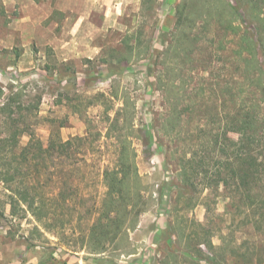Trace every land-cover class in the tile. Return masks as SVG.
Returning a JSON list of instances; mask_svg holds the SVG:
<instances>
[{"label":"rangeland","instance_id":"obj_1","mask_svg":"<svg viewBox=\"0 0 264 264\" xmlns=\"http://www.w3.org/2000/svg\"><path fill=\"white\" fill-rule=\"evenodd\" d=\"M35 1L41 2L42 15L50 14L40 26L22 20L23 8L30 18L38 15L37 10L28 5L20 8L19 4L6 8L0 0L4 9L0 13V86L6 94L11 88L19 93L16 106L38 101L33 112L13 108L11 117L21 120L14 125L31 131L43 147L51 138L72 141L68 155L52 151L54 156L46 159L55 173L42 188L48 191L50 185L52 188L60 182L57 189L63 187L71 194L69 204L54 206L62 218L68 206L70 224L49 231L29 213L18 211L11 216L8 192L0 183V264H77L78 257L86 264H163L170 260L169 254H184L183 244H177L176 233L169 229L175 223L185 233L204 228L215 247L223 243L220 237L224 236L223 249L217 250L218 258L212 262L204 260L211 258L204 245L197 247L202 253L194 259L200 264H224L220 260L230 257L233 246L240 252L248 248L247 254L254 261L237 260L234 264H256L251 244L255 235L238 210L228 206V200L216 198L210 211L202 204L206 192L176 200V161L169 159L167 143L158 142L156 129L163 99L155 87V70L160 69L157 55L170 43L177 20L175 6L180 0H97L93 5L97 11L81 23L79 33L67 36L62 34L65 18L58 12L50 13V4L57 6L54 1ZM78 1L71 7L89 11L90 4ZM228 1L239 9L241 27L253 30L238 0ZM70 14L75 20L76 13ZM50 22L57 26L51 27ZM193 35L198 36L197 54L192 62H183L186 103L203 84L208 92L218 89V77L227 73L225 69L230 72L228 56L237 42L213 23L198 27ZM142 49L147 52L135 59ZM205 66L213 67L212 72H203ZM198 112L196 108L188 112L194 114L195 123ZM14 125L0 122V135H6ZM29 139L28 133L22 134L18 147L26 146ZM121 144L132 155L150 202L129 241L121 242V251L128 246L126 250L140 255L131 257L110 249L104 254H88L81 250L82 238L88 234L106 191L102 172L113 165Z\"/></svg>","mask_w":264,"mask_h":264},{"label":"trees","instance_id":"obj_2","mask_svg":"<svg viewBox=\"0 0 264 264\" xmlns=\"http://www.w3.org/2000/svg\"><path fill=\"white\" fill-rule=\"evenodd\" d=\"M238 3L253 30L241 27L239 9L228 0H180L176 4L177 20L170 32V43L157 55L160 69L155 70V87L161 93L163 111L156 134L160 145L167 143L169 159L176 161V200L206 192L202 201L206 211H210L216 198L222 196L228 200V206L238 210L248 230L255 235L251 244L256 264H264V0H238ZM0 13H4L1 4ZM212 23L237 39L235 49L228 56L232 67L230 72L225 69L227 73L218 77L217 90L208 92L203 84L190 103H186L188 85L183 62H192L197 54L198 36L194 32ZM145 52L147 49L138 50L135 59ZM212 69L205 66L202 71L211 73ZM18 95L12 88L6 94L0 86V122L11 121L14 125L21 121L11 117L15 113L13 108L23 112L37 110L36 100L16 106ZM114 96L117 98L118 93ZM124 103L127 104L126 98ZM192 108L199 111L196 123L194 114H190ZM24 133L30 139L26 146L19 148V137ZM5 134L0 135V183L8 192L10 215L18 211L29 213L49 231L70 224L68 206L63 218L54 206L69 204L71 194L63 191V187L57 189L60 182L52 188L50 185L48 191L42 188L52 181L50 177L55 173L50 171L46 159L54 156L52 151L68 155L72 141L51 138L43 147L31 131L17 125ZM129 153L121 144L113 165L102 172L106 191L97 216L81 242V250L88 254H104L109 249L121 255L134 254L126 250L128 246L121 251V242L129 241V234L138 227L139 217L148 210L150 202L143 193L141 177ZM70 188L69 185L67 190ZM169 229L176 233L177 244H183L184 254L181 257L169 254L170 260L163 264H182V261L200 264L194 259L202 253L197 249L200 245L211 254V258L204 259L208 263L218 258L217 250L223 249V235L220 237L223 243L215 247L204 228L200 232L185 233L175 223ZM237 249L231 247L230 257L220 261L224 264L228 261L234 264L237 260L254 262L247 254L248 248L246 252Z\"/></svg>","mask_w":264,"mask_h":264},{"label":"crops","instance_id":"obj_3","mask_svg":"<svg viewBox=\"0 0 264 264\" xmlns=\"http://www.w3.org/2000/svg\"><path fill=\"white\" fill-rule=\"evenodd\" d=\"M42 1H46V0H42ZM53 1L57 6H55V5L52 6V3H51L50 8H49L50 13H53V12L57 13L58 12L61 14V16H63V18H65V21L63 20L61 22V25L63 26V29H64L62 31V34L66 35V36L68 34H73V35L78 34L80 31L79 29H80L81 23L83 21L88 20L90 17V14L92 12L97 11L96 8H93L94 3L98 2L97 0H81L82 4H90L91 5V8H89V11L86 10L85 7L84 8L71 7V5H73L74 3H77L78 0H53ZM78 2H80V1H78ZM14 4L15 5L19 4L20 8L21 7L23 8L25 5H28L31 8L37 10L38 15L34 18H30L29 16L26 15V13L24 12V8H23L22 9L23 11H21L22 15H23V18H22L23 22H25V20L28 19L27 21H29L31 23L33 22L34 25L37 24L38 26H40V24L44 20V18L46 20H48L50 18V14H47V16L41 14V11H40L41 10V2L37 3L35 0H4V5L6 6V8H8L9 6L10 7L14 6ZM37 5H39V6H37ZM77 5L78 4H76V6ZM74 12L76 13V17H75V20L72 21V15L70 13L75 14ZM43 16H45V17H43ZM50 25H51V27H54V28L57 26V24L55 22H50ZM26 26H27V24H26ZM85 26L90 27V25L87 26L86 24H85ZM101 29H102V27L100 28V30ZM54 47L56 48V46H54ZM54 47H53V49H54ZM66 47H63V48L65 49ZM81 254H84V252L82 251ZM75 255L79 256V253H75ZM137 255L138 254H132L131 257H134V256L136 257ZM141 259H138V260L136 259V262H139V260H141ZM76 261H77V264H86L83 258L78 257V258H76ZM146 264H148V263H146Z\"/></svg>","mask_w":264,"mask_h":264}]
</instances>
